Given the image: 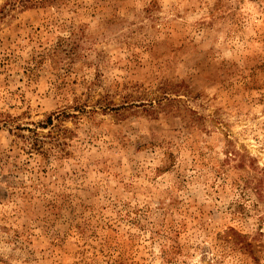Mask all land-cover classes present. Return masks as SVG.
I'll list each match as a JSON object with an SVG mask.
<instances>
[{
	"label": "rangeland",
	"instance_id": "rangeland-1",
	"mask_svg": "<svg viewBox=\"0 0 264 264\" xmlns=\"http://www.w3.org/2000/svg\"><path fill=\"white\" fill-rule=\"evenodd\" d=\"M0 264H264V0H0Z\"/></svg>",
	"mask_w": 264,
	"mask_h": 264
}]
</instances>
